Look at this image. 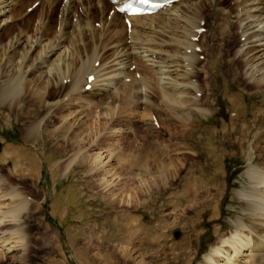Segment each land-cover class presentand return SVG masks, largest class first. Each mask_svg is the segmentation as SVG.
I'll return each mask as SVG.
<instances>
[{"label": "rangeland", "instance_id": "1", "mask_svg": "<svg viewBox=\"0 0 264 264\" xmlns=\"http://www.w3.org/2000/svg\"><path fill=\"white\" fill-rule=\"evenodd\" d=\"M13 1L10 13L13 22L0 31L1 69L5 66L4 59L11 53L6 45L14 33L22 31L32 34L35 24L42 19L45 21L44 36L49 37L55 33L60 20L62 0ZM221 2L230 8V0ZM109 6L108 3L102 18L111 15ZM202 13L208 15V21L200 33L204 39L198 35L195 40L202 47L198 50L201 56L196 60L195 67L198 66V69L204 64L203 68L208 74L204 77L203 71L194 67L192 78L198 83V99L193 100L189 104L190 109L185 111L172 112L161 106L157 108V104L156 108L150 106V111L160 120L156 127H152L151 112L146 117L142 115L143 108L133 111L128 108L126 112L124 110L125 113L122 111V115H116L118 125L112 126L107 122L109 116L97 113L107 109L108 105H102V108L101 105L96 106L97 100L88 92L91 89H86V85L82 86L83 91L78 99H73L71 93H67L68 82L63 86H53L40 102L37 94L28 93L33 84L30 83L32 75H22L23 80L17 90L20 89L23 111L16 114L15 108L12 111L7 106L0 109V155L19 148L26 153H18L19 157L26 158L19 163L23 169H19L18 163L12 162V159H9V163L0 161V187L3 191L13 189L22 194L19 200L25 210L21 211L17 223L23 229L26 240L27 264H105L102 255L109 260L107 264H139V254H143L144 259L150 261L149 264H160L162 260L166 262L164 257H171V253L177 252L180 254L176 255L174 264H186L185 257L192 258L189 264H201L213 245H221V239L235 231L233 219L246 216L244 202L235 192L244 190L260 195L259 191L264 190V187L260 190L255 187V182L245 174L247 168L264 171V85L249 83L241 77L243 62L232 58L238 44V34L233 26H226V17L211 10L208 5L203 6ZM71 14L82 15L74 11ZM90 16L94 33L91 36L84 32L80 36L83 38V45L79 46L80 54L93 49L94 52L99 51L101 46L106 47L115 40L107 27L105 36L100 37L102 18L97 10L93 9ZM118 17L123 19L122 15ZM122 22L117 20L114 28L119 30ZM64 31L70 37V22L65 25ZM109 53L107 49L102 58L109 56ZM208 60L216 61L211 63ZM141 66L145 65H139L141 75L146 79L148 77L144 80L153 81L154 73ZM128 77L134 79L133 76ZM134 84L137 87L140 82ZM41 85L40 91L43 88ZM124 91L120 90V95ZM125 92L127 94L129 91ZM120 95L117 96L121 99L124 95ZM154 96L153 100L157 98V103L160 96ZM57 98L62 99L60 107L59 104H46ZM233 103L238 104L237 109L241 111L237 116L233 115ZM73 109L80 116L85 115L82 119L78 118L80 125H74L77 129L64 125L73 119L75 113L66 114ZM42 117L43 122L31 132L29 123H37ZM187 117L190 119L185 120ZM117 126L122 127V132H115ZM74 131L79 132L77 137ZM97 153H102L101 169H93L97 162L100 163L94 159ZM30 156L36 159L32 168L26 162ZM59 164L61 168L56 169ZM163 166L169 169L164 172L165 176L161 174ZM144 168L147 173L142 175ZM9 171H13V174ZM204 198L208 200L207 206L197 207L201 210L200 217L196 216L194 209H186L187 204L194 203V200L195 203L200 202ZM143 201L151 206L142 204ZM8 204V200H5L1 210H10ZM212 212H216L215 215ZM180 213L183 215L179 218ZM138 218H143L144 221H141L153 229L148 240L139 236L143 242L132 254L135 255L134 259L122 261L120 251L125 241L123 237L129 229L128 223ZM194 220L197 223L192 226ZM102 238L107 239L106 243L102 244ZM100 241L101 247H98ZM239 256L237 264H256L257 261L264 264V258L254 259L247 251ZM7 261H12V258Z\"/></svg>", "mask_w": 264, "mask_h": 264}, {"label": "bare ground", "instance_id": "2", "mask_svg": "<svg viewBox=\"0 0 264 264\" xmlns=\"http://www.w3.org/2000/svg\"><path fill=\"white\" fill-rule=\"evenodd\" d=\"M49 1L52 2V0ZM125 1L126 0H62L59 14L60 20L58 21L57 29L53 35L49 37L44 36L43 29L45 21L40 19L35 24L32 34L19 31L14 33L11 37L9 36L10 38L8 39L6 46L8 49H11L8 51H11V53L4 59V69H1L0 67V109L7 106L8 110L11 111L15 108L16 114H20L23 111L24 107L20 100L21 98L19 97L20 89L17 90V88L23 80L22 75L30 73L33 77L32 79L30 78V83L33 84L30 86V91L28 93L37 94L40 102L46 97L45 95L53 86H63V83L68 82L70 86H68L69 91L67 93L70 92V96L73 99H78L80 98V92L83 91L82 86L90 85L89 89L91 90H88V92H91L97 100L95 102L97 104H94L96 106L101 105V108L102 105H108V108L106 107L108 111L107 109H105L106 111L103 109V111L101 110V112L97 113L109 116L107 122L109 121V124H112V126L115 124L118 125V117H116V115H122L121 112H124V110L126 112V109L128 108L130 111L136 110V108H143L141 113L145 117L150 115V106L153 108L156 104L157 108L161 106L172 112L189 110V104L193 100L198 99L197 93L200 91L198 89L197 81L192 78V74L194 75L193 72L196 60L201 56L198 50L202 48L200 46L201 44L198 45L194 39L196 36L200 35L199 29L202 26H205L204 24L208 21V15L202 13L204 5H208L211 10L224 15L226 17L225 19H227V22H225L228 28L231 26L235 28V31L238 34V44L233 50L232 58L243 62L241 77L246 79L249 83L264 85V0H230V8H226L221 0H203V2L200 0H170L169 3L159 8L156 12L140 15H129L126 11H117L116 8ZM108 3L111 6V15L107 18H102L105 14L104 12ZM13 4V0H0V31L5 25L13 22L10 18ZM50 6L51 5H49V7ZM93 9L97 10L99 16L102 18L100 19L102 23L101 31L100 33L97 31L100 37L103 34V36H105L106 30L110 29L115 40L113 39L114 42L110 45H105L106 47L101 46L99 51L96 50L97 52H94L95 49H93L89 53L83 52L84 55H82L83 53H79V46L83 45V38L81 39L80 36H82L84 32L91 36L94 33V28L90 25V13ZM71 11H74L75 13L80 12L82 15H69ZM121 15L123 16V19L118 17ZM117 17L119 19L115 20ZM117 20L123 21L119 30L116 29V27L114 28ZM126 20L130 21V27L127 26ZM68 22L71 23L70 37H67L66 32L64 31V27ZM200 36L204 39L203 34ZM107 49L110 50V55L103 59L102 55ZM16 54H18V56ZM215 61L216 60L211 61V63H215ZM140 63L144 64L146 68L154 73L153 81L148 80L146 82L144 80L145 77L141 75L139 71ZM207 66L209 65L207 64ZM197 67H195V69H197ZM203 67L204 64L198 69H201L203 71L202 75L206 77L208 71ZM209 67L211 68L212 66ZM22 71L23 74H21ZM30 74L29 77L31 76ZM137 74H139L138 77L136 76ZM232 75V77H234V73H232ZM89 76H93V79L90 81H88ZM128 76L131 78L133 76L134 79L130 80ZM236 76L238 77V75ZM124 80L129 81L123 82ZM135 81H139V85L141 86L139 87V85L136 84L137 87H135ZM151 82H153V84ZM37 83H39L38 86ZM41 84L43 85V88L41 87L42 90L40 91L39 88ZM151 86H154L155 88L153 87L154 89H152ZM124 87L129 91L127 94ZM120 90L124 91L122 95H120ZM155 94L158 95V97L160 96L157 103H155L157 98L155 101L153 100ZM117 95H120L121 97L124 96L120 99ZM61 102L62 99L57 98L52 100V102L48 101L46 104H59L60 107ZM76 105V107H78V104ZM143 105L144 107H142ZM231 108L233 109V115L235 116L241 112L237 109L239 106L238 104L236 105V103H233ZM193 109L200 111L197 107H193ZM118 111L120 112L119 114ZM204 111L202 112L204 113ZM72 113H75L73 119L64 123L68 128L80 123L77 120L82 119L85 116H80L75 109L70 110V112L66 114L69 116ZM114 113L116 114L114 115ZM188 118L189 117L185 120H188ZM262 119H264V114H262ZM42 120H44V118L37 123L30 122L28 127L29 130L31 132L32 130L34 131L36 127L43 122ZM74 128L77 129L75 126ZM122 130L121 126L115 127L116 133L122 132ZM28 133L30 132L28 131ZM77 133L75 135L76 137ZM80 143H82V141H80ZM7 146L9 147V145ZM18 153L24 154L25 152L22 149L19 150V148H15L13 151H6L0 155V161L9 163V159H12V162L18 163L20 169L22 166L19 163L24 162L25 160L23 161L22 159H25L26 157H19ZM11 154L14 155L11 156ZM101 154L97 153V155L94 156L95 160H99L100 163L97 162V164H100V166L96 165L93 169H101L103 166L101 164L103 163ZM107 156L110 155L108 154ZM27 158V166H31V168L34 167L36 162L34 156ZM100 158L102 161H100ZM166 167L163 166L161 168V174L166 171ZM23 168L24 167H22V169ZM26 168L27 167H25V169ZM55 168L60 169L61 164L57 165ZM146 168L141 171L143 173L142 175L147 173ZM167 170L169 171V169ZM12 172L13 171L10 173ZM28 172L30 173V171ZM165 174L166 173H164V176ZM245 174L255 182L254 186L259 187V190L261 187H264L263 170L255 167L247 168ZM134 175L135 174H133V176ZM142 180H144L143 177L140 182L141 185L143 184ZM254 190L256 189H253V191ZM185 192H188L187 189H185ZM235 193L242 199V202H244L243 211L246 216H237L233 219L232 224L235 227V231L232 232L230 236L222 238L221 245H213L209 253L205 255L204 262L201 264H237L240 257L239 254L244 251L249 252L251 255L250 257H254V259L256 257L261 259L264 258V190L259 191L260 195H257L258 193L256 194L244 190H238ZM19 194L13 189L11 191H3L0 187V264H27L25 260V254L27 251V248L25 247L26 240L23 229H21L17 223L20 220L21 211L25 210L22 209L23 204L22 201L19 200V197L22 196V194ZM255 198L259 199V201L256 200V202ZM5 200H8V205L11 207L8 211H4L5 208L1 210L2 204H4ZM195 200L194 203L190 200V203L192 204H187L188 207L186 209L188 211H190L189 209H191V211L194 209V211L197 212V215H195L200 217L201 210H198L197 207H206V201L208 200L205 201L204 198V200L202 199L197 203H195ZM144 203H146V206L148 207L151 206L149 202L143 201L142 204ZM215 213L216 212H212L213 215H215ZM171 214L172 213H170V215ZM182 215L183 213H180L179 218L182 217ZM142 219L143 218H141V220ZM141 220L140 218L137 220L133 219L128 223V230H126V225L123 226L124 230L127 231V234L123 237V240L125 241L121 245L120 253L122 254V261L126 258H128L126 259L127 262L130 259H134L135 255L132 256V254L137 252L136 250L140 248V242H143L139 236L142 235L144 239L148 240V237L151 234V228L153 229V227L149 228L142 222L144 220ZM196 221H193L192 226L197 223ZM106 241L107 239L102 238V244L103 242L106 243ZM98 243L97 246L101 247V241ZM147 244H149V242ZM163 252L165 255L166 253L164 249L162 250V253ZM177 254L180 253H171V257H164L166 258V262L162 260L160 264H166L167 262H170L171 264L176 263L175 259L177 258ZM139 256L140 258L137 260L139 264L150 263L149 260L146 261L144 259L143 254H139L138 257ZM10 258H12V261H7ZM101 258L104 260L103 262H105V264L109 262V260L107 261V259H104L103 255ZM191 260L192 258L185 257L186 264H189Z\"/></svg>", "mask_w": 264, "mask_h": 264}, {"label": "water", "instance_id": "3", "mask_svg": "<svg viewBox=\"0 0 264 264\" xmlns=\"http://www.w3.org/2000/svg\"><path fill=\"white\" fill-rule=\"evenodd\" d=\"M0 148H1V146H0Z\"/></svg>", "mask_w": 264, "mask_h": 264}]
</instances>
